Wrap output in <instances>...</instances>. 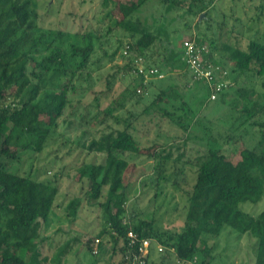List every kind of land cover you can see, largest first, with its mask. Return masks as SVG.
<instances>
[{
    "label": "trees",
    "instance_id": "obj_1",
    "mask_svg": "<svg viewBox=\"0 0 264 264\" xmlns=\"http://www.w3.org/2000/svg\"><path fill=\"white\" fill-rule=\"evenodd\" d=\"M150 1L137 0L130 4V14L119 23L129 39L120 41L118 49L111 55L113 59L121 52L123 66L107 78L103 91L95 93L91 88L95 82L90 65L94 63L92 59L103 44L100 34L92 30L72 33L58 28H45L41 25L43 16L35 0H0V264H40L41 245L48 241L42 235V229L49 220L61 189L57 173L47 177L51 171L40 172L42 168L36 166L23 175L8 169L5 160H17L26 152L38 156L53 143L54 150L51 151L60 160L71 156L76 159L82 153L85 156L92 155L94 160H102L99 165L83 163L73 169L75 176L80 175L76 183L81 184L82 196L69 201L66 205L67 215L75 221L83 200L90 203L94 201V205L103 208L113 249H119L122 242L120 251L124 262L139 264L134 263V255L138 254L141 241L148 239L151 248L144 258V264L153 263L152 258L160 245V253L165 247L179 262L194 264L196 255L210 254L209 247L200 248V240L216 241L226 232H235L247 234L255 240L254 264H264V209L256 211L258 209L243 207L246 203L260 205L264 201V120H253L257 117L253 110L255 104L263 106L260 112L264 110V31L259 29L260 16H251L248 20L253 22L254 36L248 40L245 49L236 43H221L219 36L215 39L196 34L190 38L208 48L209 52L204 54L206 69L209 65L218 64L223 78L232 81V85L212 100L210 84L203 78H197L186 61L182 60L183 42L175 63L169 62L168 70L159 68L151 59L149 51L161 38L146 22L134 17ZM156 1L164 5L165 11H173L185 0ZM200 1L204 2H197ZM250 1L253 0H247L244 5ZM214 2L208 0L207 4L199 5L198 25L216 22L218 29H221L225 24L226 14L218 19L220 13ZM111 4L116 6L114 0H103L105 7ZM121 8L124 6L121 5ZM245 13L247 16L246 10ZM139 56L145 60L146 74L136 73L138 70L134 68L135 58ZM152 68L158 69L163 77H153L150 73ZM120 73L133 75L139 83L138 87L130 91L127 88L118 98L111 93L113 88L110 78L115 79ZM187 76L195 84L193 88L187 89L189 81H184ZM242 77L258 80L261 90H257L255 83L251 86L239 85L234 89V97L229 100L228 91ZM181 80L182 85L179 83ZM200 83L209 91L207 102L218 101L212 112L222 109L227 113L232 109L239 113V116L231 115L227 119L232 129L227 127L229 130L225 134L221 133L219 124L213 119H219L223 125L226 114L213 118L208 115L210 112L204 115L205 109H208L206 105L197 106L195 98L198 97L197 84ZM83 85L84 88L81 87ZM155 86H158V93L155 97L153 94L151 102L141 108L149 90ZM11 90L14 92L9 95ZM82 91H89L88 95L102 96L108 102L103 107L99 101L96 102V115L91 120H86L84 115L81 120L92 127L106 126L105 131L92 136L88 142L77 141L72 146L70 143L74 142L60 133L59 121L68 108L75 109L77 103L82 105L80 99L75 104L72 98L81 95ZM188 92L193 94L192 104L187 100ZM170 96H178L175 98L181 101L172 103ZM151 113L168 118L187 133L183 141L184 148L195 137L208 146L204 154L195 159L196 179L187 194L186 222L176 232L159 230L152 218L136 219L133 213L126 221L125 208L120 214L114 211L115 203L122 202V206L129 197V183L125 179L130 166L129 159L142 152L134 135L136 123ZM47 114H54L55 118L47 121ZM109 122L113 124L110 126ZM195 126L203 128L202 135L192 136ZM236 131L251 135L253 140L241 151L240 159L233 162L221 150L235 138ZM88 133L84 130L82 136ZM64 149L67 150L64 152ZM147 156L154 160V170L167 180V167L181 163L185 152L179 151L176 155L173 144L156 143L153 150L149 149ZM69 171H66V176L70 174ZM129 230L136 234L133 245H129ZM93 243L94 239L86 242L88 252L99 254V248Z\"/></svg>",
    "mask_w": 264,
    "mask_h": 264
},
{
    "label": "rangeland",
    "instance_id": "obj_2",
    "mask_svg": "<svg viewBox=\"0 0 264 264\" xmlns=\"http://www.w3.org/2000/svg\"><path fill=\"white\" fill-rule=\"evenodd\" d=\"M114 1L116 3L115 7L112 4L105 7L103 0H35L38 10L43 16V22L41 23L43 27L58 28L72 33H84L92 30L101 35L103 44L99 48L100 51L92 59L94 63L90 65L95 82L91 85V88L95 93L103 91L106 88L107 78L117 72L119 67L123 66L124 60L121 52H118L113 59H111V55L118 49L120 41L126 42L129 39L128 34L124 32L119 23L130 14V4L137 2V0ZM197 1L185 0L180 3L179 7H175L173 11H165L164 5L162 6L156 0H151L134 14L135 18H140L146 22L161 38L157 45H154L149 51L151 59L158 64L159 68L168 70L170 67L169 62L175 63L174 61L178 56L177 54L181 49L179 47L183 40L190 39L196 34H204L206 37H214L215 39L219 36L221 43H236L242 49H245L248 40L251 36H254L253 22L251 20L250 22L248 21L251 16H260L259 29L261 32L264 31V0H253L247 5H244L247 0H215L214 6L220 13L218 19L222 18L223 14H226L225 24L222 25L221 29H218L216 22L198 25L199 5L207 4L208 0H203V3ZM121 5L124 6L123 9ZM245 10L248 13L247 16ZM107 12H110L109 16H106ZM239 18L242 20L240 21ZM170 49H173V51L175 49V51L170 52ZM176 62H179V60H176ZM173 75L176 76V74ZM113 79L110 78L113 88L111 93L115 97L124 94L127 88L130 91L136 86L138 87L139 83L129 73H120ZM187 80L189 81L187 89L189 87L193 88L195 84L191 81V77L187 76L184 81ZM154 82L158 83L157 80ZM179 83L181 84L182 80ZM252 83H255L257 90H261L258 80L242 77L234 84V88L228 91L229 100H232L235 95V87L239 85L251 86ZM230 85H232L231 79L227 80L225 89ZM81 87L84 88L85 85ZM156 87L158 86L149 90L147 99L141 104V108L149 104L152 98L156 96L159 90ZM12 92L14 90H11L9 95ZM82 92L81 95L72 96L75 104L80 99L83 102L81 103L82 105L77 103L75 109L68 108L66 114L59 121L60 133H63L69 141L74 142L70 143L72 146L77 141L84 142L86 140L88 142L92 136H97L103 130L105 131L104 126H106L98 125L97 127H92L84 120H81L84 115H86V120H91L96 115L98 110L96 102L99 101L102 107L108 102L102 96L88 95L89 91ZM197 95L198 97L195 98L198 101L197 106L206 105L205 108H208L205 109L204 115L210 112L209 116L218 118L219 116L224 117L226 114L223 119L225 120L223 125H221L219 119H213L219 124L218 129L222 134H225L229 130L228 128L232 129L227 119L231 115L239 116L238 112L232 109L227 113L222 111V109L212 112L218 101L207 102L209 91L202 83L197 84ZM175 97L178 96L169 97L172 103L181 101L180 98ZM187 100L189 104H192L193 94L188 92ZM85 106H89V108H85ZM261 106L260 104H255L253 107L257 116L253 120L257 122L264 120V110L260 112L263 107ZM154 114L144 115L136 123L137 130L134 135L139 141V147L142 152L132 155L133 158L129 159L130 166L125 173L126 182L129 183V197L125 202L123 201L124 205L122 206H120L122 202L115 203L114 211L120 214L122 209L125 208L127 211L124 220L126 221H129L132 216L131 213H133L136 215V219L152 218L155 227L159 230L176 232L180 231L186 222L187 194L191 191L196 179L195 159L203 155L208 146L195 137L189 140L184 148L183 141L187 133L175 123L169 121L168 118ZM53 118H55L54 114L45 116L47 121H51ZM81 121L83 122L82 125L80 124ZM111 123L109 122L110 126ZM84 130L89 133L82 136V131ZM202 134L203 128L195 126L192 136H200ZM241 135V131H236L235 138L223 146L221 150L233 162H237L240 159L241 151L249 146L253 140L251 135ZM156 143L163 145L173 144L176 155L179 151L185 152L181 163L170 164L167 167L165 173L167 180L161 178L160 174L154 170V160L147 156L149 149L153 150ZM179 146L180 149H178ZM51 150H54V143L38 156L34 153L26 152L21 154L17 160H5L8 169L20 174L25 175L31 167L37 166L42 168L40 172H44L43 170L51 171L47 177H53L57 173L61 180V189L57 196L55 207L42 229V235L47 237L48 241L41 245L40 264H128V262L123 261V253L120 251L122 242L118 246L119 249H116V251L113 249V241L108 233L107 217L104 215L103 208L94 205V201L90 203L87 200H83L82 208L79 210L75 221L67 215L66 205L69 201L74 197L82 196V193H80L81 184L76 183L80 180V175L75 176L73 169L83 163L92 162L99 165L102 160H94L92 155L85 156L84 153L80 154L76 159L71 156L60 160L55 157ZM65 150L67 149H64V152ZM65 167L66 170H64ZM66 171L70 172L68 176H66ZM86 185H88V182ZM243 207L248 209L251 207L259 211L264 209V201L260 205L246 203ZM247 236V234L226 232L216 241L200 240V248L209 247L210 254L208 256L203 253L196 255L193 259L194 264H254L255 240ZM97 238L100 239L99 243H96ZM88 239H94L93 246L99 248V254L93 255L88 252L86 248ZM65 245H67L65 251L61 252ZM163 249L164 251L160 253L157 246V253H154L153 263L151 262L150 264H183L176 260L172 252L168 253L165 247Z\"/></svg>",
    "mask_w": 264,
    "mask_h": 264
},
{
    "label": "built area",
    "instance_id": "obj_3",
    "mask_svg": "<svg viewBox=\"0 0 264 264\" xmlns=\"http://www.w3.org/2000/svg\"><path fill=\"white\" fill-rule=\"evenodd\" d=\"M183 46L184 54L182 60L186 61L188 68L197 78H203L206 82L210 84V87L212 89L211 99H216L217 95L225 90L228 79L223 78V75H221V69L218 64L209 65L206 69V67L204 66V54L208 53L209 50L205 45L197 44L196 42L190 39H185L183 40ZM144 62L145 60L141 56L135 58L134 68L138 70L136 71V73L139 72L140 74H146ZM150 73L153 75V77H163V75L159 73L158 69L152 68L150 70ZM127 237L129 239V245H133L136 240V234L132 230H129ZM96 242L99 243L100 240L98 239ZM150 248V240H142L141 245L139 246L138 254L134 255V263L139 262V264H144V258L148 256ZM158 250L162 251V248L158 246Z\"/></svg>",
    "mask_w": 264,
    "mask_h": 264
}]
</instances>
